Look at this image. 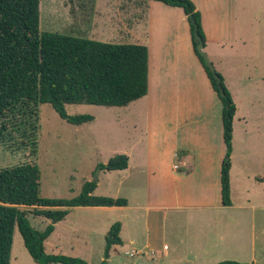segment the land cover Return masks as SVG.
Segmentation results:
<instances>
[{
  "label": "crops",
  "instance_id": "1",
  "mask_svg": "<svg viewBox=\"0 0 264 264\" xmlns=\"http://www.w3.org/2000/svg\"><path fill=\"white\" fill-rule=\"evenodd\" d=\"M192 1L201 12L203 30L208 38L205 49L238 103L239 95L248 93L249 96V60L255 61L256 53L262 48L259 45L264 42V24L257 23L255 36L250 38L256 51L249 56V0H240V4L237 0ZM121 27L116 43H141L149 48L148 93L126 105L131 108L114 119L117 128L129 139L122 151L128 155L129 165L122 170L125 178L144 176L141 180L145 179L146 187L140 195L145 202L133 206L127 199V205L74 208L123 210L134 207L138 210L144 218L147 235L143 241H130L129 256L133 253L132 256L155 257L158 252L169 256L168 244L160 242V235L164 237L167 232L168 218L171 224L184 218L188 225L198 219L205 227H199L200 235L184 241V251L178 260L217 264L220 260L231 259L259 264L256 211L264 210V205L253 203L252 198L259 194L258 190L264 194V144L256 141L247 146L249 171L244 170V177L249 180V188L243 190L246 203L233 204L232 201L225 206L221 200L223 153L219 151L215 155L216 143H224L226 153L223 104L194 50L187 14L180 6L149 0L144 27L139 21ZM90 35L91 39L118 41L101 34ZM237 107L234 134L236 120L248 125L246 117H240L238 104ZM134 118L137 119L132 121ZM249 130L252 134L258 130L256 139L264 133L259 123L255 128L247 126L244 132L249 134ZM131 132L140 133L136 141ZM179 150H185L180 157L177 156ZM234 169L233 163L232 195ZM121 223L123 242L120 245L123 246L126 244L122 236L125 224ZM261 247L263 252L264 242Z\"/></svg>",
  "mask_w": 264,
  "mask_h": 264
},
{
  "label": "trees",
  "instance_id": "2",
  "mask_svg": "<svg viewBox=\"0 0 264 264\" xmlns=\"http://www.w3.org/2000/svg\"><path fill=\"white\" fill-rule=\"evenodd\" d=\"M145 0L146 8L147 2ZM180 6L188 16L194 50L217 91L222 104L226 154L222 163L221 194L225 206L231 199V155L237 103L221 72V86L197 50L194 25L205 47L208 38L202 26L201 12L192 0H158ZM41 0H0V148L29 150L37 155L39 105L49 103L66 121L81 125L92 122V114H70L67 104L126 106L145 96L149 90V48L141 43H116L75 35L40 30ZM185 150H179L180 157ZM129 165L126 153L111 157L101 169L122 170ZM97 181H86L79 195L72 198L41 195V170L37 163L21 162L0 167V264L11 263L14 233L17 228L24 245L37 264H89L85 259L47 253L45 242L77 206L127 205L125 197L95 195ZM51 222L34 228L30 210ZM122 223L116 221L105 236L106 248L122 244ZM99 264H108L102 260ZM217 264H249L222 260Z\"/></svg>",
  "mask_w": 264,
  "mask_h": 264
},
{
  "label": "rangeland",
  "instance_id": "3",
  "mask_svg": "<svg viewBox=\"0 0 264 264\" xmlns=\"http://www.w3.org/2000/svg\"><path fill=\"white\" fill-rule=\"evenodd\" d=\"M237 4H240V0H237ZM145 6V0H41L40 30L86 38H92L90 34L96 33L105 38L118 40L101 39L103 41L119 42L121 25L129 23L132 26L139 21L144 27ZM249 21L250 56L255 55L256 51V47L252 46L254 42L250 38L255 36L257 26H259L257 23L264 24V0H249ZM259 46L262 48L256 53L255 61L249 60V96L248 93L238 96L240 117H246L248 125L243 120L241 122L236 120L234 154L232 152L231 155L232 164L234 163L235 166L233 195L231 193L233 204L246 203L243 190L247 186L249 188V180L244 177V170L249 171V161L246 160L249 152L247 146L256 141L264 144L263 132L257 139L258 130H255L254 134L250 133V130L249 134L244 132L247 126L249 129L255 128L258 123L264 130V42ZM66 108L70 114H92L95 119L81 125L72 124L64 120L51 104H40L37 155H32L29 150L16 151L2 146L0 167L27 161L37 163L41 170V195L44 197H75L80 194L86 181H94L97 176L98 184L93 194L125 197L133 206L138 202H145L143 196L140 195L146 187L145 179L141 180L144 178L143 175L125 178L123 170H106L99 166L106 164L116 154L123 153L124 147L128 144L129 139L125 137L122 129L117 128L114 119L118 115H123L124 111L131 107L67 104ZM122 118L128 120L129 117ZM127 124L130 125L129 122ZM139 134V132L137 134L131 132L133 140L136 141ZM219 151L223 153V160L226 154L224 143L223 145L216 143L215 155ZM98 169L100 170L96 173ZM258 193L252 198V202L264 205V194L261 190H258ZM216 201H218L217 198ZM21 207L30 210L28 217L34 228L43 230L51 222L44 216L31 213L33 209L38 208L37 206ZM256 216L257 253L261 255L259 264H264V251L261 252V244L264 242V229L262 228L264 210L258 209ZM247 220L248 218L245 217L246 223ZM116 221L125 224L122 236L126 244L123 246L113 244L107 249L105 236ZM204 225L198 219H194L188 225L184 218L175 220L171 224L168 218L167 232L164 237L160 235V242L168 244L169 256H162L160 252L155 257H149L146 254L129 256L128 253L132 251L130 241L132 239L143 241L147 235L144 218L138 214V210L134 207L123 210L78 207L72 208L63 220L56 223L54 232L45 242V250L47 253L81 257L89 264H99L102 260H107L108 264L216 263L213 261L187 263L178 260L184 251V241L188 237L195 238L200 235L199 227H205ZM204 232L208 234V229L205 228ZM248 233L249 231L246 235ZM151 235L153 236V231ZM10 264H37L25 247L22 235L17 228L14 233Z\"/></svg>",
  "mask_w": 264,
  "mask_h": 264
},
{
  "label": "water",
  "instance_id": "4",
  "mask_svg": "<svg viewBox=\"0 0 264 264\" xmlns=\"http://www.w3.org/2000/svg\"><path fill=\"white\" fill-rule=\"evenodd\" d=\"M189 17H190L191 23L194 25V36H195V39L197 41V50H198L199 54L203 57L206 66L213 73V76L215 77V79L217 81V84L219 86H221V80H222L221 75L217 72V69L215 67V64L212 62V60H211V58H210L207 50L205 49V44H204V42H203L200 34L197 31V23H196V20L193 17V15H190ZM99 170L100 169H98L96 173H98ZM94 181H97V176L94 179Z\"/></svg>",
  "mask_w": 264,
  "mask_h": 264
},
{
  "label": "built area",
  "instance_id": "5",
  "mask_svg": "<svg viewBox=\"0 0 264 264\" xmlns=\"http://www.w3.org/2000/svg\"><path fill=\"white\" fill-rule=\"evenodd\" d=\"M133 255V253H130V256H132Z\"/></svg>",
  "mask_w": 264,
  "mask_h": 264
}]
</instances>
